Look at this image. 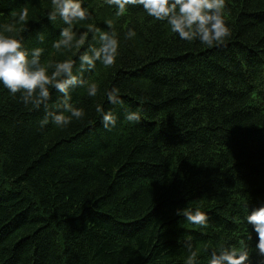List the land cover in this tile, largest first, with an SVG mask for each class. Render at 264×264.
I'll use <instances>...</instances> for the list:
<instances>
[{
	"label": "trees",
	"instance_id": "obj_1",
	"mask_svg": "<svg viewBox=\"0 0 264 264\" xmlns=\"http://www.w3.org/2000/svg\"><path fill=\"white\" fill-rule=\"evenodd\" d=\"M84 6L91 19L74 22L73 46L58 50L67 25L48 20L51 0H0V31L11 25L5 34L42 48L45 66L79 67L88 44L99 47L90 27L109 31L110 21L120 41L114 66L84 74L97 96L71 90L86 115L65 129L41 128L45 109L0 85V264H186V242L197 264L246 244L249 264H264L245 221L264 204V0H225L231 36L213 48L179 39L142 6L123 15L105 0ZM112 87L123 104L107 101ZM61 96L52 91L49 107ZM97 104L117 115L111 131ZM184 208L207 212V225L177 215Z\"/></svg>",
	"mask_w": 264,
	"mask_h": 264
},
{
	"label": "clouds",
	"instance_id": "obj_2",
	"mask_svg": "<svg viewBox=\"0 0 264 264\" xmlns=\"http://www.w3.org/2000/svg\"><path fill=\"white\" fill-rule=\"evenodd\" d=\"M105 2L109 7H115L116 15H123L130 6H142L149 17L156 21H165L171 31L183 41H198L204 46L213 48L223 45L231 36V29L224 18L225 0H105ZM51 3L53 10L48 12V20L55 22L59 17L67 25L60 32L61 39L56 41L53 47L58 50L70 49L75 38L73 23L91 19V13L84 6L85 0H51ZM20 19L23 20L24 16ZM106 23L109 31L89 28L92 40L97 41L99 47L89 43L78 56L79 67H76L77 61L74 59H65L54 65L45 66L41 63L44 51L42 48L28 50L24 47L22 38L5 34L13 31L11 25L4 26L0 31V85L13 96L19 93L25 107L31 105L35 109L41 107L45 109V116L40 121L41 128L51 123L62 130L70 126L73 120H81L85 117L84 108L76 107L71 102V90L86 86L88 96L96 97L99 92L98 84L88 83L84 74L93 72L97 62L104 67L114 66L120 54L118 34L115 30H111L110 21ZM135 35V30L130 28L126 38L131 39ZM86 39V36L81 35L75 46L77 48L84 46ZM50 68L53 70L49 74ZM52 91L62 96L50 108ZM105 94L109 103L123 104L117 87L106 90ZM96 112L106 130L111 131L116 126L118 117L113 111H105L103 105L97 104ZM125 119L130 123L141 122L140 114L136 111L127 112ZM177 215H182L191 224L199 226H206L209 221V214L199 208L177 210ZM245 221L256 234L255 249L264 256V204L251 211L247 209ZM251 239L250 236L249 240ZM185 247L190 253L186 264H197L191 242H186ZM249 248L250 246L246 244L240 250L230 246L212 249L209 264H249Z\"/></svg>",
	"mask_w": 264,
	"mask_h": 264
}]
</instances>
